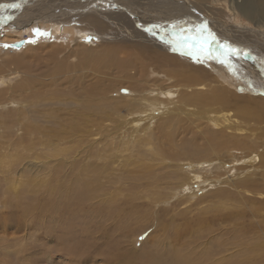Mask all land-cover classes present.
<instances>
[{"label":"rangeland","instance_id":"obj_1","mask_svg":"<svg viewBox=\"0 0 264 264\" xmlns=\"http://www.w3.org/2000/svg\"><path fill=\"white\" fill-rule=\"evenodd\" d=\"M26 1H32L33 4L39 2V0H0V11L2 12H0V22L10 21L11 14L15 11L26 9L28 7V5L24 4ZM45 1L48 8L53 5L58 10L59 7H65L68 2L67 0ZM156 1L157 5L166 4L167 6L168 1L173 0H163L166 3L162 0ZM174 1L176 2V0ZM187 1L188 3L190 2L189 4L192 8L203 11L201 14H204V16L213 18H208L209 21L206 20L209 24L217 21L214 24H218V29L222 30L220 26L222 25L225 29L231 28L238 35H243L242 38H245L246 42L252 39L248 42L246 48L241 40L237 38L228 39L226 32H221V36L226 38L225 44L237 51H243L242 56H240L241 59L245 61V56L247 55L246 57L252 60L251 66L258 73L261 72L262 78L257 80V86L246 84L241 76H238L236 72H233L227 66L222 67L219 74L223 77L221 79L222 82L227 83L232 89L250 95L254 90L264 98V93L259 92L260 90L264 91V75H262L264 73V58L260 57V52L254 48L257 46L262 49L264 54V17L259 10L258 12L256 11L259 9L257 4H264V0H247L248 11L253 13L252 16L249 13L246 16L239 8L245 0H205V2L204 0H178L177 3H173L176 6V4L180 5L181 3L187 4ZM20 8L22 9L20 10ZM173 8L179 11L176 7ZM30 9L32 8L30 7ZM69 10H73L71 11L72 15L75 14L74 9ZM157 10L165 12L161 8ZM10 11L13 12L11 13ZM171 19L173 20V17L164 16L160 19V22H155L157 23L155 25L157 27H168L173 22L182 23L180 24L182 26L173 25L174 33L170 32L169 34L171 38H175L173 44L178 43L182 39L184 40L180 33H175L182 32L181 29L184 30L187 27H183L184 23L196 24L198 22L185 16L179 17V19L176 18L177 20L174 18V21ZM76 24V21L69 23L71 26L74 25L77 30L80 27L78 28ZM202 27H204L203 23H199V28ZM135 28H139L141 31ZM193 29L198 30V26H193ZM145 30L137 23L134 27L130 26L126 32H129L128 36L131 35L130 32H137L140 36L143 32H146ZM2 31L3 28L0 29V92L3 93V96L0 94L2 96V99H0V124H2L0 127V153L4 152L2 155L0 154V264H77V262H79L78 264H148L149 255H161L168 261L172 249L187 250V248L189 249V244L196 243L198 239L200 244L202 242V245H200V249L198 248L199 250L196 248V251L200 253L205 248H213L215 251L219 247L221 249L229 248L226 254L238 253V251L243 254L247 245L253 244V242L261 243L262 264H264V122L254 121L255 130L250 129L247 131L245 128H229L227 130L228 128L223 129L221 126L229 125L230 121L227 122L222 116L231 115V113H210L211 116L219 117L221 124L219 126L218 123L220 122L218 121L216 126V122L212 123L207 119L195 121V117L189 115L192 110L190 109L182 115L181 119L185 117V120H176L174 121L175 123L170 121L166 125L167 129L164 130L162 129L164 121L168 118L171 119L170 115H172L166 112L173 109L176 113L177 108H174L173 102L171 107L164 113L162 110L157 111L160 115L155 112V119L150 123L152 124L151 129L141 135L136 134V140L144 136L143 138H149L154 141L151 150L148 146H139L140 144L137 141L131 140L129 145L131 150L128 152L130 157L124 162V166L116 168L115 166L119 162L115 163V166L110 165L101 180L93 172L97 166L93 162L98 161V164H101L104 159L99 155V152L102 151L103 153L104 149L108 148L104 147L105 143L101 140L96 144L90 143L93 139H101L103 136L101 132H97L90 138L85 137L84 141L80 142L82 147L88 145L85 149L86 152L93 151L91 156L86 155L85 152L76 157L72 153L64 155L65 161L62 160L61 164H58L53 157L50 161L44 162L47 158L48 150L44 148V143L50 140V134L53 135L56 132L55 129H59L62 122L63 127L75 126L76 131L82 132L83 129L88 131L97 120L104 121L105 125L111 129L110 132L112 134L109 138H114L113 144L115 146H121V142L128 141L129 138L123 134L131 126L126 120L133 117L130 114L128 115V111L124 108L128 101L120 99L119 94L131 95L130 89L123 88L120 93L107 94L108 99H114L113 106H121V110H113L114 112H111L112 115L86 114L82 108H84L83 104H87L85 102L88 100L85 98V93L94 84H101V81H105L104 85L108 84L107 86L112 89L123 84L125 86L129 85V80L118 71L115 65L100 71V67L97 68V65L105 67L106 63H103L101 59L106 57L109 48L113 47L110 44L118 43L117 45H120L122 50H135L136 48L133 44L137 42L119 36L121 34L119 32L125 31H117L114 34L115 36H112L113 39H111L112 41L110 40V44L104 42L90 46L87 43L88 41L80 39L68 41L73 35L69 32H64L63 29L60 30L59 35L55 36L44 32L33 33L28 30L27 34L23 35L18 41L29 40L30 38L34 40L28 41L21 48L14 47L12 44L16 43V40H13L5 48L2 44L5 33L2 34ZM4 32L6 31L4 30ZM157 32H160V30H157ZM78 34L75 33L74 36ZM143 34L147 35L148 33ZM204 34L207 36V40L204 41L207 48L208 43L210 44L213 41L211 39L208 40V32H204ZM66 37H68V40H65ZM196 38L195 41H192L199 46V41L201 40H198V37ZM4 42L6 44L7 41ZM214 43H211V45ZM249 44L252 45L250 46ZM222 51L226 52L227 49ZM123 55L124 52L119 51L118 57ZM239 55H241V52H239ZM262 69L263 72L261 71ZM154 76L150 79H154ZM163 79L166 80L164 75ZM58 90L63 93L69 92L70 94L63 95L62 101L50 100L44 105L35 104V99H32V105H28L27 100L26 103L24 101L29 99V94L34 92L48 95L53 91L57 93ZM176 99L178 98L175 96V101H177ZM58 104L64 106L60 108L61 106H58ZM46 110L50 112L57 110L56 113L59 116L54 118L47 117L45 115ZM6 114H10V116L7 117ZM151 116L152 113L147 115L149 119ZM147 117L141 118L142 122L148 120L143 124L149 123ZM189 117L192 118L190 119ZM8 118L9 122L7 123ZM186 120H189L188 123ZM27 122H36L41 130L36 133L32 132V134L24 133L23 128ZM5 124H8V126H5ZM44 126H50V129L44 131ZM186 126L191 127L187 128ZM214 130H223L227 137L233 140L246 139L244 141L245 145L241 146L244 149L241 150L240 147L234 146L235 144L229 140L230 144L227 145L228 147L224 146L222 149L211 151L208 148L206 136ZM168 132L173 139V143H175V150L185 154L180 156L182 159H177L176 163L181 164L184 162L182 160L186 159H195L197 161L202 156L212 158L214 166L220 163L218 165L220 168L224 165V162H228L227 170L225 168L220 169V179L228 174L231 176L229 179L232 180H223L221 184L218 183V185L220 184L219 186H208L209 188L207 189L205 187L200 189L201 186H206L209 183L204 182L199 185L200 187L196 186L195 189L181 193L175 191V189V192H173L172 185H176V179L172 182V174L171 178H166L159 184L157 189H152L151 196L159 200L156 201L158 202L156 206L150 205L149 202L152 200L147 197L148 186L146 181L148 178L144 173L147 171V165H152L153 157H151V151L153 147L165 141V136ZM104 133L108 132L104 131ZM146 133L148 136L152 135V138L148 137ZM121 134L123 135L122 138L120 137ZM189 145L195 146L189 148ZM132 148H134V151H132ZM252 150H255L253 154L250 153ZM193 154L195 155L193 156ZM249 154H251L250 156L256 155V162H253L255 166L251 167L252 170L248 168L251 165L247 158ZM119 161L121 162L122 160L119 159ZM232 167L233 169H231ZM170 170L173 171V168ZM225 171L226 174L223 175ZM214 175H216L214 170L213 173L208 174L209 177H215ZM245 175L257 179L259 203L252 204V200L245 197L250 193L237 194V182H241ZM31 178L35 179L33 186L26 183ZM48 178L50 179L49 183L47 182ZM89 180L98 182L99 194L109 192L113 194V199L108 200V197L103 195L92 200L88 197L84 201L77 200L74 196L75 193ZM115 180H118V182L114 183ZM52 187H56L57 190L53 192L51 190ZM29 190H32V192H29ZM193 192L198 194L193 198H189V194ZM173 194L175 195L173 196ZM250 195L255 196L253 194ZM24 212L27 214L28 222L23 218ZM72 215H74V219ZM42 223L43 228L41 226ZM142 227H147V231L140 235L139 239H137V244H134L136 236L142 231ZM198 229L202 230L201 234L205 233L204 236L198 237L201 234L193 232V230L197 231ZM38 235L40 236L38 237ZM146 237H149V240L144 245L143 242ZM155 248H161V250L157 251ZM9 250L12 251L10 252Z\"/></svg>","mask_w":264,"mask_h":264},{"label":"bare ground","instance_id":"obj_2","mask_svg":"<svg viewBox=\"0 0 264 264\" xmlns=\"http://www.w3.org/2000/svg\"><path fill=\"white\" fill-rule=\"evenodd\" d=\"M64 1H66V0H64ZM67 1H68L67 2L68 5L66 4L65 7L63 6L62 8L59 7V10L56 7L54 8L53 5L51 8H48L46 6L47 2L45 0H39V2H36L37 4H33L32 1L24 2V4L28 5V7L24 10H21L22 8H20L21 11H18V12L15 11L13 14H11L13 11L12 12L10 11L11 17L9 19H11L10 20L11 22L9 20L0 22V29L3 28L2 34L5 33L4 41H7L6 44L4 41H2L3 42L2 44L6 48V47H8L7 45L10 44L9 42H11L13 40H16L15 42H18V40L20 38H22L23 35L27 34L28 30H31L33 33H37L36 31H34V29H39L40 30L39 32H44L47 34H51L53 36H55L57 34L59 35L60 30L63 29L64 32H69L71 35H73L69 38V40H68V37H66L65 40L77 41V39H80V40L88 41L87 43H89L90 46L93 44L97 45L98 43L102 44L104 42H106L107 44H110L112 41L111 39H113L112 36L114 34H116L117 31L118 32L119 31H125V32H119V33H121L119 36H121V37L123 36L125 39L129 38V39L135 40L137 43L133 44V46L135 45L136 49L135 50H133V49L122 50L121 46L117 45L118 43L117 44H110V45H113V47L110 46L111 48H109L108 52L106 53L107 56L104 58L102 57V59H101L103 63H106L105 67L99 66L97 64L96 65H97V68L100 67L99 71L103 70L105 68H110L113 65H115V67L118 69V71L121 72L122 74H124L126 76V78L129 80V85L125 86L123 84L119 87L112 89L110 86H107L108 84L104 85L105 81H101L102 85L101 84H94L93 86H90L91 88L88 89V91L85 93V95H86L85 98L88 99L85 102L87 104H83L84 108H82V109H84L86 114L87 113L92 114V115L103 114V116L112 115L111 112L113 110L120 111L121 106H116V107L113 106L114 99H108L107 94L108 93L113 94L115 92L120 93V90H122L123 88H128V89H130L131 95L119 94V98L122 99L123 101H128L127 104L124 105V108L128 111V115L129 114L132 115L131 117H133V118L126 120V122H129V124L131 126H130V129L125 130V133L123 135L127 136L129 139L126 142H121V144H122L121 146L120 145L115 146L113 144L114 138L113 137L109 138V136L112 134L110 132L111 129L105 125L104 121L97 120V122H95V124L88 131H86V129H83L82 132H80L79 130L76 131L75 126L68 127V128L63 127V122H62L60 128L55 129L56 132L53 135L50 134V136H51L50 140L47 143H44V146H45L44 148L48 149L47 150V158L44 162L50 161V159L53 157V158H55V160L57 161L58 164H61L62 160L65 161L64 155H69L72 153L75 154L76 157H79L81 153L86 152L85 149L88 146L87 145L85 147H82L80 145V142L82 140L84 141L85 137L90 138V137H93L94 134H97V132H101V133H103V136L101 139H93V141L90 142V143L96 144L101 140L102 142L105 143L104 147L108 148V149H104L103 153H102V151L99 152V155L104 159V161L101 164H98L99 163L98 161L93 162V164H97V166L94 168L93 172H95L94 174L97 175L98 178H100V180H101V178L104 176V172L105 171L107 172V168H109L110 165H114L115 163L119 162L117 164V166L114 165L116 168H122V166H124V162H126L128 157H130V154L128 152L131 150V147L129 146L131 140H134V142L137 141L140 144L139 146H148V148L151 150V148L154 144V141H152L149 138H143L144 136H142V137L140 136L141 138L136 140L135 139L136 134L141 135L144 132H146L147 130L151 129L152 124H150V123L152 122L153 119H155V116H154L155 112H157V111L159 112L162 110L164 113V111L168 110V108L171 107V104L173 102H174V106H175L174 108H177L176 113L174 112L173 109L171 111L169 110L166 112V113H169L172 115H170L171 119L168 118L167 120L164 121V126L162 127V129H164V130L167 129L166 125L170 121L174 122L176 120H185L184 119L185 117L183 119H181L182 115L184 112H186L187 110H190V109H192V110L189 112V115L194 116L195 121H201L203 119H207L212 123L216 122L215 125L218 123L219 117L211 116L210 113H212V112H216V113L226 112L228 114L231 113V115L222 116V117H224V120H226L227 122L230 121L229 125L225 124L224 126H221V127H223V129L228 128L227 130H229V128L230 129L231 128L232 129H243V128H245L247 131L250 129L255 130L254 129V121L264 122V98H263V96H261V94H257V92H255L254 90L251 92V95L247 94V93H240V92L232 89L231 87H229L227 85V83L226 84L223 83L221 80L223 77H221L219 74V71L222 69V67L227 66L233 72H236V74L238 76H241L246 84H248L250 86H252V85L257 86V83H258L257 80L259 78H262L261 72L258 73L254 69V67L251 66L252 60L248 59L246 57L247 55L245 56V61L241 59L240 56H242L243 51H240V50L235 51V52L229 51V49H232V48L228 44H225L226 38L221 36L222 35L221 32H226L225 34L227 35L228 39L229 38L230 39L237 38L238 40H241L243 43V46H245V47L248 44V42H250L252 39L250 41L246 42L245 41L246 39L242 38L243 35L242 36L238 35L234 31V29H231V28L225 29L224 26H222V25H220L222 30L218 29L217 28L218 24H214L217 21L216 22L213 21L212 23L209 24V22H207L206 20L209 21V19H211L212 17L204 16V14H201V12H203V11H199L198 9L192 8L189 4L190 2L188 3V1H187V4H182V3L180 4L183 7H181L180 5H177V4H176V6H174V4L177 3L178 0H176V2L174 0L168 1L167 6H166V4H164L162 6L157 5L156 0H67ZM163 2L166 3L165 1H163ZM173 2H175V3H173ZM199 2H201V1H199ZM204 2H205V0H204ZM194 5H196V4H194ZM257 5L259 6V9H257L256 11L258 12V10H259V12L262 13V15L264 17V4L258 3ZM30 7L32 9H30ZM173 7H176L177 10H179V11H176V9H174ZM160 8L165 10V12L161 11V10H157ZM239 8H240V10H242L244 12V14L246 16H248V13L251 16L253 15L252 12L248 11L247 0H245L243 2V4L240 5ZM69 9H74L75 14L72 15L71 11H73V10H69ZM171 13H173V14H171ZM8 14H9V12H8ZM174 15H175V17H174ZM164 16L165 17H173V20L171 19L172 21H174V18H175V20H177L176 18L179 19V17L185 16L188 19L192 18L194 21H198L199 23H203L204 27H202L203 30H202V28H199L198 22H196V24L195 23L188 24V22H187V24L184 23L183 27L184 26L185 27L187 26V27L184 30L181 29L182 32H175V33H180L182 38L187 37V39H184V40L182 39L178 43L176 42V44H173V41H175V38H171L169 34H170V32L174 33L173 32V28H174L173 25L182 26V25H180L182 23L173 22L172 24H169L168 27H163V26L157 27L155 25L157 23H155V22H158V21L160 22V19H162ZM72 21H76V23H77L76 25L78 26V28L79 27L80 28L76 30L74 28L75 24L73 26H71L72 24L69 25V23L70 22L72 23ZM134 21H135V23H134ZM137 23L140 24V27L143 30H145V28H146V30H145L146 32H143V33H148V34L145 35L142 33V35L139 36L137 32L136 33L130 32L131 35L128 36L129 32H126V30L130 26L134 27V25H137ZM59 24H62V25H59ZM209 25H210V27L211 26H213V27H211V29H210ZM84 26H85V28H84ZM112 26H113V29L111 30ZM193 26H198V30L193 29ZM4 30L6 32H4ZM114 30H116V31H114ZM136 30L141 31L139 28H137ZM154 30H156V31H154ZM157 30H160V32H157ZM82 31H85V32H82ZM204 32H208V40L211 39V41H213L211 43H214V42L215 43L213 45H211V43L210 44L208 43V47L207 48L205 47L206 50L200 51V45L198 46L197 44H195L192 41V37H198V40H201L204 42L207 40L206 39L207 36H205ZM228 32H231V33H228ZM75 33H79V34L74 36ZM174 37H175V35H174ZM115 39H119V38H115ZM59 40H61V39H59ZM182 44H184V45H182ZM204 45L206 46L205 43H204ZM122 46H124V45H122ZM254 48L257 49L258 52H260L259 56L264 58V56H263L264 54L262 53L263 52L262 49H259L257 46ZM225 49H227V51L223 52L222 50H225ZM119 51H123L124 55L121 57H118ZM239 52H241V55H239ZM120 54H122V53H120ZM107 59L109 60L108 62H107ZM256 59H258V58H256ZM260 61H261V59H260ZM259 69H261V68H259ZM261 71L263 72V69ZM163 75L166 77V80L163 79ZM262 75H264V73ZM78 76H80V75H78ZM152 76H154V79L151 80L150 78ZM155 77H157V78H155ZM225 77H227V76H225ZM70 80H72V79H70ZM263 89H264V87H263ZM54 91L48 95H43V94H39L37 92H34L33 94H29L30 98L25 99L24 101L26 103V100H27V104L32 105V99H35L36 100L35 104L40 103V104L44 105V104H47V102H49L50 100L62 101L63 95L70 94L69 92H66V93L60 92V90H58L57 93H54ZM65 91H67V90L65 89ZM259 92L264 93V91H261V90ZM0 94L2 95L3 93L0 92ZM1 95H0V99H2V96H3V95L2 96ZM128 96H130V97H128ZM175 96H176V98H178V99H176L177 101H175ZM53 103H55V102L53 101ZM58 106H61V105L58 104ZM63 106H61L60 108H62ZM80 110H81V108H80ZM177 110H179V111H177ZM56 111L53 110L52 111L53 113H52V112L46 110L45 115L47 117H53V118L57 117V116H59V114H57ZM91 111H93V112H91ZM147 112H149V113H147ZM158 112H157V114L160 115ZM9 113H12V112H9ZM150 113H152V116L149 119L147 117V115ZM19 115L21 116V114H19ZM223 115H225V114H223ZM6 116L7 117L10 116V114H6ZM143 116L147 117L149 119L148 124H143V123H146V121H148V120H145L143 122L141 121V118H144ZM187 116H188V114H187ZM91 120H93V119H91ZM188 121H187V123H188ZM8 122H9V118L7 119V123ZM24 123H26V122H24ZM179 123H181V122H179ZM191 123H192V121H191ZM196 124H195V126H196ZM201 124H202V122H201ZM201 124H199V125H201ZM203 124H205V123H203ZM218 124L220 126L221 122ZM222 124H224V123H222ZM6 125L8 126V124H5V126ZM18 125H19V123H18ZM1 126H2V124H0V127ZM189 127H191V126H189ZM189 127H187V128H189ZM197 127H198V125H197ZM44 128L45 129H43V130L47 131L50 129V126H44ZM193 128H194V125H193ZM23 129H24V133H26V134H29V133L32 134V132L36 133V132L41 130L40 126L36 122H29V123L27 122L26 126ZM216 129H217V127H216ZM104 131H106L108 133H104ZM207 132H208V130H207ZM123 135L121 134L120 137L122 138ZM147 136H148V134H147ZM151 136H148V137L152 138ZM137 137H139V136H137ZM165 137H166L165 141H162L159 145H155V147H153V149L151 151V155H152L151 157H153L152 158V165H147V171L144 173L145 176L149 180V181L147 180L146 182H147V186H148L147 197L152 200L149 202L150 205L156 206L158 203L156 201L159 200V199H154L151 196L152 189H154V190L157 189L159 184L161 182H163L166 178H168V177L171 178L172 174H173L172 182L176 179V182H175L176 185H172L173 186L172 187L173 192L178 191L181 193L187 192V190L190 191L192 189H195L196 186L198 187L199 185H201L204 182H209V183L206 186H201V187L199 186L200 189L204 188V187L207 189V188H209L208 186H219L222 183L221 181H223V180H232V179H229V178H231V176L228 174L225 177H223L222 179H220V177H221L220 169L225 168V170H227L226 166L228 165V162L227 163L224 162V165L222 164L223 166L220 168L218 166L220 163L217 162L218 164H216L214 166V161L212 160V158H207V156H205V157L202 156L197 161L193 158L194 160H191V159L182 160V162L183 161L184 162L181 164L176 163L175 161L177 159H182V157H180V156H183L185 154L181 153L180 151L175 150V143H173V139H172L169 132L166 133ZM194 137H196V136H194ZM206 137H207V142H208V148H210L211 151L215 150V149H222V147L229 145L230 144L229 140H231V142H233V144H235L234 146L240 147L242 150L244 148H242L241 146L245 145L244 141H246V139H241V138H240V140L230 139L227 137V134L225 132H223V130H218V131L214 130L212 132H209ZM77 138H79L80 140ZM14 140H15V138H14ZM192 141H193V139H192ZM32 142H33V140H32ZM192 146H195V145H192ZM192 146H190L189 148H191ZM31 147H29V148H31ZM15 148H16V146H15ZM193 150H195V149H193ZM132 151H134V148H132ZM44 152H45V150H44ZM254 152H255V150H252V152H250V153L253 154ZM10 153H12V152H10ZM92 153H93V151H89V152H86V155L88 154L89 156H91ZM199 153H200V151H199ZM251 154L247 155V158L249 159L248 162L249 163L251 162L250 167H248L250 169H251V167L255 166V164L253 162L255 161V158H256V155L250 156ZM194 155L195 154H193V156ZM15 156H16V154H15ZM249 157H251V158H249ZM119 159H121L122 161L120 162ZM140 159H144V158H140ZM14 161H15V159H14ZM171 168H173V171H171V170L169 171V169H171ZM231 169H233V167ZM213 170L216 173V175H214L215 177H209L208 174L213 173ZM157 171H159V172L156 173ZM225 174H226V171L223 175H225ZM151 179H152V181H151ZM49 180L50 179L48 178V180H47L48 183H49ZM34 181H35V179L31 178L28 181H26V183L33 186ZM117 182H118V180L114 181V183H117ZM42 183H44V182H42ZM218 183H220V184L218 185ZM237 183L238 184H237L236 188H237V194L238 195H242L244 192L246 194L247 193L253 194L255 196H252L249 194L248 196H245V197L247 199L252 200L251 201L252 204L259 203L257 179H254V178H251V177L245 175V178L242 179L241 182L239 181ZM97 185H98V182H95L94 180H89L88 182L85 183V185L82 186V188L78 192L75 193V195H74L75 198L77 200L84 201L87 197L92 200L94 198H97V197L104 195V196L108 197V200L113 199V194H111L109 192L99 194ZM174 189H175V191H174ZM51 190L53 192H55L57 189H56V187H52ZM29 192H32V190H29ZM197 192H193V193L189 194L188 197L189 198L195 197L198 194ZM174 195L175 194H173V196ZM35 205H36V203H35ZM72 217L74 219V215H72ZM23 218L28 222V217H27V214L25 212H24ZM41 226L43 228V223L41 224ZM28 229H29V227H28ZM141 230L142 231L140 234L137 233L138 235L136 236V240L134 241V244H137V239H139V236L147 231V227H144V228L142 227ZM201 231L202 230H200V229H198L197 231L193 230V232H198L200 234L202 233ZM204 234L205 233L201 234L198 237L204 236ZM197 235H199V234H197ZM39 236L40 235H38V237ZM24 237H26V236H24ZM190 238H192V237H190ZM148 240H149V237H146L143 244L145 245L148 242ZM21 241H22V239H21ZM13 243H15V242H13ZM189 245H190L189 249L187 248V250H179L178 248L172 249V252H171V255H170V258L168 261L166 259H164L163 257H161V255L160 256L159 255H152L153 257L149 255L147 262H149L150 264H262L261 243H256V242L254 243L253 242V244L247 245V248L244 250L245 252L242 251L243 254H241L240 251H238V253L234 252V253L226 254V251H228L229 248L221 249L219 247L215 251L213 248H205V249H202V253L197 252L196 250L200 247V245H202V242L200 244L199 239L196 243L189 244ZM5 246H7V245L5 244ZM5 246H4V248H5ZM155 249L157 251L161 250V248H155ZM3 251H6V250H3ZM9 255H10V253H9ZM20 256H21V254H20ZM29 256H31V255H29ZM135 256H133V257H135ZM90 258H91V256H90ZM32 260H33V258H32ZM78 263L79 262H77V264Z\"/></svg>","mask_w":264,"mask_h":264},{"label":"snow or ice","instance_id":"obj_3","mask_svg":"<svg viewBox=\"0 0 264 264\" xmlns=\"http://www.w3.org/2000/svg\"><path fill=\"white\" fill-rule=\"evenodd\" d=\"M34 31L39 32L40 30L39 29H34ZM184 39H187V37H185ZM196 39H197L196 37H192V40L195 41ZM199 45H200V51H205L206 50L203 41H199ZM229 51L235 52L237 50H235V49H229Z\"/></svg>","mask_w":264,"mask_h":264},{"label":"water","instance_id":"obj_4","mask_svg":"<svg viewBox=\"0 0 264 264\" xmlns=\"http://www.w3.org/2000/svg\"><path fill=\"white\" fill-rule=\"evenodd\" d=\"M32 40H34V39L33 38H30L29 40H20V41L14 43L13 46L16 47V48H21L28 41H32Z\"/></svg>","mask_w":264,"mask_h":264}]
</instances>
